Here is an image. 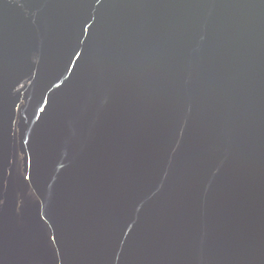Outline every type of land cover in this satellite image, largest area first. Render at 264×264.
<instances>
[{"label":"water","instance_id":"water-1","mask_svg":"<svg viewBox=\"0 0 264 264\" xmlns=\"http://www.w3.org/2000/svg\"><path fill=\"white\" fill-rule=\"evenodd\" d=\"M193 1L211 8L221 5L239 24L264 35V29L251 28V21L264 22V10L242 0ZM149 4L150 0H0V264L108 263V247L120 232L117 217L126 209L122 203L125 193L131 194L128 185L135 177V173L126 174L132 164L120 160L123 156L118 151L140 139L151 140L147 129H137L140 122L131 116V108L146 97L143 87L163 80L160 74L151 78L144 67L139 72L138 68L149 61V55L157 58L153 64L160 63L161 70L173 58L153 51L159 47L153 38L171 36L166 29L157 30L166 9L155 7L143 18L141 11ZM243 43L246 48L231 51L219 42L231 57L210 54L194 68L186 65L196 78L201 69H209L196 89L189 90L181 77L176 86H167L171 93H178L176 105L185 103L196 115L219 117L221 131L214 132V139L190 145L207 151L208 160L224 163L216 176L229 167L249 164L254 168L235 183L246 198L255 180L263 176L248 163L247 152L264 127V42ZM192 47L201 50L200 40ZM223 59H232L233 70L217 76L212 66ZM171 74L181 71L165 72L162 87H167L164 81ZM116 81L122 90H112ZM165 91L154 96L161 101L159 109L171 102L170 91ZM154 109L150 111H158ZM153 112L148 114L150 120ZM185 136L188 141L192 138ZM105 146H109L107 152ZM132 160L140 165L138 159ZM179 163L181 169L172 165L165 174L167 183L155 191L171 212L145 225L148 241L141 244L131 264H204L207 251L200 235L211 232L204 224L202 208L189 205L193 173ZM49 169L51 174L46 172ZM78 178H82L79 184ZM108 179H127L117 198L111 197ZM103 181L107 187L96 191V184ZM204 190L207 201L216 194ZM153 201L149 198L147 206ZM135 209L132 214L140 220L141 209ZM110 215L112 220L105 222ZM100 227L104 230L98 232ZM223 235L222 243H226L225 230Z\"/></svg>","mask_w":264,"mask_h":264},{"label":"bare ground","instance_id":"bare-ground-1","mask_svg":"<svg viewBox=\"0 0 264 264\" xmlns=\"http://www.w3.org/2000/svg\"><path fill=\"white\" fill-rule=\"evenodd\" d=\"M242 1L251 7L264 10V0ZM155 7L158 10L160 8L166 9L164 10L166 12L165 16L157 21V30L163 33V30L166 29L170 32L171 38H168L169 36L166 39H163V37L153 38L154 42L159 46L158 50L154 49L153 51H157V55L161 52L162 55H168L169 58H173L167 63V67L161 70L160 63L155 62V65L153 64L157 58L154 55H149L148 59L150 62L146 60L138 68V72L144 67L145 70L143 69V72H149L147 75L151 78H156L160 74L161 79L164 80L166 77L165 72L168 73L169 71L176 74L181 71L182 75L171 74V77L168 76L166 81H164L166 86H176L181 77L184 86L187 84L189 90L197 88L199 85L198 81L202 79L204 74H208L209 69L206 67L201 69L198 79L196 74L192 76V73H188L189 70L193 69L186 65L189 64L194 68L195 63L202 62L203 59L211 56L210 54L213 56L218 55L222 58L231 57L232 53L228 48L231 51H241L246 48L245 43H243L245 40L249 41V43L255 40L264 42V35H256L251 32V29L239 24L238 19L224 13L223 9L225 7L221 5L211 8L198 5L193 0H150L148 7L143 8L142 11L140 9L143 18L145 14H149ZM251 24V28L264 29V22L251 21ZM199 40L201 42V50H195L192 46ZM219 42L228 48H222L217 44ZM179 43L182 46L180 48L177 47V45H180ZM253 54L255 55L254 52ZM241 58L243 56L240 55ZM231 60L223 59L221 62L214 63L212 71L217 76L229 74L228 72H231L234 67V63ZM251 60L253 58L250 59V62ZM184 68L185 71L182 72ZM97 75L103 81L101 75L99 73ZM163 80H157V83L151 84L150 87L145 84L146 86L143 88L147 92L143 90V93L146 97L140 98V101H136V105L131 108V116L135 121L140 122L137 123L139 124L137 129H147L146 134L150 135L151 140L146 137L138 140L140 141L139 143H132L131 146L127 145L118 151L123 156V159L120 158V160H123L127 166L132 164V170H127L126 174L133 175L135 173V177L128 185L130 186L131 194L125 193L126 199L122 203L123 208L126 209H124V212L121 211L123 212V214H120L121 218L119 215L117 217L118 220L120 219V232L111 244L113 246L110 245L108 247L111 255L107 264H131L132 259L140 254L141 244L145 246L148 241L144 238V235L147 234L145 225L148 227L150 221H154L153 219L156 216L171 212L168 209L166 211L162 202L164 198L155 191L158 185L163 186L162 182L167 183L165 178L167 175L165 176V174H167L166 172L172 165H175L177 170L181 169L179 161L183 163L184 170L193 173V178L191 183H189L193 186L191 189L194 194L191 198H188L190 199L189 205L202 208L200 209L201 215L206 219L204 224L208 225V229L211 232L206 237L202 234L200 235L203 249L207 251V255L203 260L204 264H264V127L247 152L250 160L248 163H251L253 167L257 166L258 171L262 172L263 176L255 180L251 192H249L250 195L243 198L238 190L239 185H235V183L239 184L243 180V174L246 172L251 175L254 168H249V164H245L240 167H229L226 172H223L222 176L214 175L216 171L222 169L224 163L220 159L208 160L209 153L207 151H203V149L195 150L194 147L197 146L190 144L202 139H214L212 135L221 131L218 127L219 123H217L219 122V117L215 115L208 117V115L199 113L196 115L194 109H188L185 103L176 105L178 93L174 91L171 93L168 86L162 87ZM224 80L231 82V77H226ZM117 81L113 85L112 90L120 91L122 87L117 85ZM162 89L170 91L168 92V100L171 102L166 108L159 109L158 102L161 101L156 97L154 98V96L161 94L160 91ZM165 97L167 98V94H165ZM156 104L157 107H155ZM170 104L172 105L171 109L165 110ZM152 107L158 111H150L154 109ZM205 110L210 112L211 108H206ZM192 111L194 115L192 114L191 116L190 113ZM150 112L154 113L152 120L148 117ZM260 115L256 114L255 118H260ZM211 129H214L213 133ZM187 134L192 135L189 141V137L185 136ZM184 137L185 139H183ZM246 138L249 139L250 137L246 136ZM104 149L107 152L109 146H105ZM114 155H117L116 152H114ZM132 158L138 159L140 164L138 167ZM46 172L51 174V169L46 170ZM176 177L173 174V178L175 179ZM126 180L108 179L107 182L111 183L108 188L112 198H117L118 189L126 186ZM81 181L82 178L76 179L77 184ZM121 182L125 185H122ZM103 183L104 181L102 183L98 182L95 190L102 191L104 187H107ZM115 183L117 184L116 187ZM203 188L211 189L212 193L216 194L207 201L208 194L205 193ZM157 191L163 192L160 189ZM177 193L180 195L181 191L178 190ZM149 198L152 201L154 198L150 205L151 209H149L150 206H147L146 202ZM205 202H207V205H205ZM132 207L138 210L141 209L140 220H137L136 214H132ZM171 207L168 206L169 209ZM172 210L174 212V209ZM111 217L112 215L104 219L106 220L105 222L111 221ZM102 230L104 229L100 227L98 232ZM117 230L115 229L114 231ZM223 230L226 231L228 236L226 243H222L224 240ZM216 231L218 232L216 233ZM127 232L132 235L125 237L128 235L126 234ZM190 251L191 249H187V252Z\"/></svg>","mask_w":264,"mask_h":264}]
</instances>
